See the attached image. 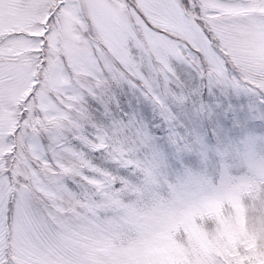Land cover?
I'll return each mask as SVG.
<instances>
[{
    "label": "snow or ice",
    "instance_id": "6c2138e0",
    "mask_svg": "<svg viewBox=\"0 0 264 264\" xmlns=\"http://www.w3.org/2000/svg\"><path fill=\"white\" fill-rule=\"evenodd\" d=\"M16 8L0 19V264H121L126 229L146 227L126 196L189 165L222 182L264 149V0Z\"/></svg>",
    "mask_w": 264,
    "mask_h": 264
},
{
    "label": "rangeland",
    "instance_id": "374dc122",
    "mask_svg": "<svg viewBox=\"0 0 264 264\" xmlns=\"http://www.w3.org/2000/svg\"><path fill=\"white\" fill-rule=\"evenodd\" d=\"M16 0L0 9V19L13 22ZM254 176L264 178V165ZM146 264H264V182L252 176H232L185 213L149 249Z\"/></svg>",
    "mask_w": 264,
    "mask_h": 264
},
{
    "label": "clouds",
    "instance_id": "9594fccd",
    "mask_svg": "<svg viewBox=\"0 0 264 264\" xmlns=\"http://www.w3.org/2000/svg\"><path fill=\"white\" fill-rule=\"evenodd\" d=\"M228 174L232 176H252L264 182V178L254 176L256 164L264 165V149L251 162L229 160ZM201 182H197V180ZM219 170L204 165H189L185 168L169 170L158 181L149 185L142 194L126 196V201L136 204L139 216L145 220L143 231L127 228L117 248L121 264H146L153 259L149 249L158 238L178 224L185 213L199 205L219 187Z\"/></svg>",
    "mask_w": 264,
    "mask_h": 264
}]
</instances>
